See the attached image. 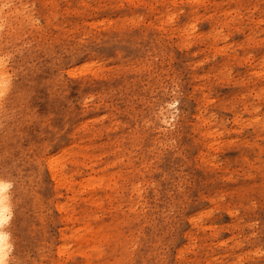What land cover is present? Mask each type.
I'll use <instances>...</instances> for the list:
<instances>
[{"label": "rangeland", "instance_id": "374dc122", "mask_svg": "<svg viewBox=\"0 0 264 264\" xmlns=\"http://www.w3.org/2000/svg\"><path fill=\"white\" fill-rule=\"evenodd\" d=\"M0 63L7 264H264V0H0Z\"/></svg>", "mask_w": 264, "mask_h": 264}, {"label": "bare ground", "instance_id": "6f19581e", "mask_svg": "<svg viewBox=\"0 0 264 264\" xmlns=\"http://www.w3.org/2000/svg\"><path fill=\"white\" fill-rule=\"evenodd\" d=\"M4 64V63H3ZM2 64L0 63V66ZM2 68V67H1ZM0 68V71L2 72V69ZM0 72V74L2 75V73ZM6 75V73H5ZM3 77L5 78L4 74L3 76H1L2 80H3ZM0 78V79H1ZM7 79V78H6ZM1 81V80H0ZM6 81V80H4ZM7 82V81H6ZM5 83V82H4ZM3 83V84H4ZM3 84L1 85L0 84V88L1 86H3ZM5 85L6 83L4 84V88H5ZM3 88V89H4ZM3 89L1 88V90L3 91ZM1 96V95H0ZM174 103V102H173ZM173 105V104H172ZM168 124V123H167ZM61 157V156H60ZM52 158V157H51ZM57 158V157H56ZM55 158V159H56ZM49 161V166L50 168L48 169H54V166H53V160L48 158ZM61 159V158H60ZM55 161V160H54ZM46 162V160H45ZM65 165V164H64ZM59 168V165L58 167ZM51 169V170H52ZM50 170V171H51ZM59 172H61V170H59ZM66 173V172H65ZM61 174V173H60ZM53 175V174H52ZM61 178V177H60ZM59 178V179H60ZM54 179V178H52ZM58 179V178H57ZM5 181V180H4ZM59 181V180H58ZM9 183V182H8ZM58 183V182H57ZM60 185L61 182L59 181ZM58 183V184H59ZM92 183V182H91ZM56 184V183H55ZM65 184V183H64ZM7 184L5 182H2V180L0 181V264H7V261L9 259V254L11 252V242H10V238H9V234H8V231L6 230V224L8 223L9 221V218H10V215H11V208H10V200H9V197H8V194L7 193ZM11 186V185H10ZM9 187V186H8Z\"/></svg>", "mask_w": 264, "mask_h": 264}]
</instances>
